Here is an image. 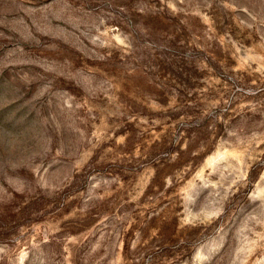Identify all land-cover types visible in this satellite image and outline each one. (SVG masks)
<instances>
[{"label":"rangeland","instance_id":"rangeland-1","mask_svg":"<svg viewBox=\"0 0 264 264\" xmlns=\"http://www.w3.org/2000/svg\"><path fill=\"white\" fill-rule=\"evenodd\" d=\"M0 264H264V0H0Z\"/></svg>","mask_w":264,"mask_h":264}]
</instances>
